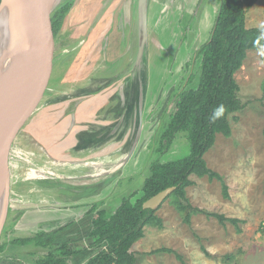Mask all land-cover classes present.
<instances>
[{"label": "rangeland", "instance_id": "obj_1", "mask_svg": "<svg viewBox=\"0 0 264 264\" xmlns=\"http://www.w3.org/2000/svg\"><path fill=\"white\" fill-rule=\"evenodd\" d=\"M217 2L214 0V2H208L206 5L205 3L202 4L196 16L187 17L186 15L189 13L187 11L184 19L177 17L176 27L172 26L171 30H174V35L170 30H154L150 26V36L143 55L144 62L138 64L135 62L139 40L138 22H135L133 27L128 25V29L120 30L119 39L123 31H125L123 34L125 39L122 40L120 48L118 41L117 50H115L116 45L111 47V56L108 59L113 61L120 52L123 53L126 57L123 63L122 61L120 63L121 71L115 76L113 75L117 70L113 71L112 77L108 76L109 72L107 71L100 73L99 70L103 69L100 68V62L96 73L101 76L96 74V85L89 82V79L82 78L90 73L83 70L73 79V83L58 85L59 80L61 81V75L54 81H50V87H48L50 95H47L46 99L41 97L36 99L34 96L33 102H31L34 103V106L30 116L27 120H21L22 122L19 123L11 137L8 155L11 186L33 181L49 188L51 187L49 186L50 183L62 180V177L59 178L60 174H57V170L63 169V166L58 165L57 155L47 150L45 141L41 147L39 139L41 133L49 135L53 133L72 134L74 129L84 127L80 124L72 126L74 122L72 115L74 108L72 107L78 99L81 100L85 96L81 90L84 88L83 86L92 85L90 91L97 92L98 95L103 91L110 92L112 90L111 99L113 102L115 98L117 100L113 106L111 118L106 117L105 119L110 122L107 126L105 125V128L97 122L96 125L88 123L85 127L86 131L80 132V135H85L77 137V140H81L80 144L83 148L80 149V152L83 153V157H86L93 155L95 145L99 149L103 148V150L111 145L113 155L120 154L124 158H121L119 167L113 168L116 166H112L109 175L111 176L112 189L103 191L104 199L98 200V197L93 195L88 197L82 192L83 194L77 202H84L82 207L73 211L74 213L81 215L85 211L87 212L92 204L99 202H102V209L107 210V213H112L124 197L129 196L134 191H140L144 180L149 175V165L153 160L164 163L187 156L189 154V142L184 132L178 133L170 148L162 154L154 152L150 146L152 137L157 138L159 131L165 126L167 114L174 105L175 95L185 89H194L198 85L200 56L197 50L200 45L208 40L212 21L204 28L196 29V27L202 17L212 19V15L215 14L213 15L215 20L219 7H216L218 8L216 13H209L208 15H205L203 10L212 9ZM129 4L131 5V3ZM124 16L127 17L126 13ZM137 19L138 17L135 18V20ZM135 20L133 19V21ZM245 23L246 28L264 25V0H257L256 4L247 10ZM158 35L160 36L159 42ZM63 46L66 47L67 44ZM86 65L91 68L94 63L91 62V65ZM114 68H119V65H115ZM189 76H191L190 80ZM234 78L239 87L236 96L240 100L242 109L229 116L230 137L225 138L222 135H217L213 147L204 155L208 168L223 177L228 186L229 199L222 197L218 181H209L206 177L198 178L195 175L190 176L193 185L186 188V197L193 208L242 220L243 223L238 225L241 233H237L232 224L227 222L221 225L216 219L208 218L204 214H193L191 224L188 226L183 223L181 215L173 208L171 201L166 199L159 209L155 210L156 215L162 219L163 228L144 227L143 237L131 248V252L137 259V264H180L172 254L148 255L150 251L162 247L170 248L181 254L186 264H264V137L262 133L264 128V45L257 50L247 52L246 59L240 70L235 73ZM100 81L101 83L98 84ZM64 87L70 91L62 94L57 93ZM92 94H88L86 97L88 98ZM124 95H127V97L125 96L126 99ZM140 103L142 109L138 112ZM45 104L59 105V109L58 111H46L44 109ZM129 104L135 106L136 109L133 110L131 107L130 110ZM120 105L124 106L123 109H125L122 116L117 114ZM104 110L108 111L109 109L106 107ZM126 113H128L127 124L125 123L122 130L117 131L116 123H124ZM105 115L108 114H103V110H101L97 115L99 121L104 120ZM45 117H48L55 125H41L40 121ZM131 121L138 124L133 126L134 129L131 127ZM62 123L64 125L59 126ZM58 127H60V131H55ZM99 134H103L102 136L106 139H99ZM93 135L97 136L92 137ZM127 135L128 140H126ZM52 136L53 138L56 137L55 134ZM72 143V141L67 142V144ZM156 146L153 144V149H156ZM73 152V149L65 151L66 154H77L76 151ZM66 154L59 150L61 163H63V158H70L65 156ZM82 166L86 171H90V165L87 166L88 169L85 164ZM50 168L54 170L50 171ZM100 172L94 175L91 173L90 176H95L97 180L107 176V172L104 174L102 171ZM117 179L121 180L114 183ZM84 181L86 180L84 179ZM101 185L107 188L109 185L107 177L102 179ZM23 190L20 192H25ZM39 194L41 196L45 192L42 193V190H37V197ZM49 195L48 208L43 204V201L40 204L39 202L33 203L35 214L44 216L46 211L54 212L57 205L53 202L57 201L55 199L57 195L54 190ZM12 202L13 200L10 199V203ZM10 203L9 205H11ZM27 206L29 207L28 204L24 207ZM46 216H49L48 221H51L52 225L29 224L28 228L30 226L37 228L33 234L52 230L60 222H63V216H56L55 213H48ZM15 220L16 217L13 218L12 214L8 216L7 213L5 226H3L0 235V245L9 242L12 237L22 236L18 230L14 231L17 225L14 224ZM81 223V226L85 224V222ZM30 230L32 228L28 229L27 232L30 233ZM69 232L71 231L69 230ZM64 234L63 232L57 234V242H66L63 239H67L68 235L63 238ZM57 242L55 241L54 244ZM84 243L82 236H78L77 242L71 246L81 251L84 249ZM201 246L207 250L209 256L203 254L200 249ZM93 249L84 250L75 255L71 264H77L90 258L94 254ZM5 253L6 256H4ZM38 256L40 255L34 254L32 256L29 252L15 258L9 255L7 249L0 254V257H6L2 260L3 264L12 260L15 264H34V260Z\"/></svg>", "mask_w": 264, "mask_h": 264}, {"label": "trees", "instance_id": "obj_2", "mask_svg": "<svg viewBox=\"0 0 264 264\" xmlns=\"http://www.w3.org/2000/svg\"><path fill=\"white\" fill-rule=\"evenodd\" d=\"M257 0H219V9L208 40L197 53L200 56V76L194 89L180 91L174 97L172 110L167 114L165 126L159 131L158 140L152 137L151 148L154 152L168 150L176 135L186 133L189 142V154L181 159L168 162L153 160L149 165V175L140 191H134L124 197L112 213L101 208L102 202L92 204L87 214H92L91 229L87 235V248H101L84 264H137L131 252L133 245L144 235L146 226L163 228V222L156 211L142 208V204L169 187L174 191L167 197L173 208L181 215L186 225L191 224L193 214H204L218 223L232 224L237 233H241L242 220L226 217L224 214L193 208L186 197V188L193 185L191 175L206 177L209 181L220 183L222 197L229 199L228 186L223 177L209 169L204 155L213 147L217 135L225 138L231 135L229 116L240 111L242 105L236 96L239 87L234 75L243 65L247 52L264 45V25L246 28V12ZM73 5V0H62L51 13L45 30L47 35L58 38L63 20ZM41 36V32L39 33ZM191 77L189 78V80ZM222 106V111L214 115ZM264 137V128H263ZM156 144V149H153ZM68 225L40 231L26 238H13L0 245L2 253L7 245H33L45 251L35 258V264H67L70 257L80 251L69 242L55 243L56 235ZM205 256L209 253L200 247ZM172 254L186 264L183 256L170 248H158L153 254Z\"/></svg>", "mask_w": 264, "mask_h": 264}, {"label": "crops", "instance_id": "obj_3", "mask_svg": "<svg viewBox=\"0 0 264 264\" xmlns=\"http://www.w3.org/2000/svg\"><path fill=\"white\" fill-rule=\"evenodd\" d=\"M217 1H218L217 4L212 9L210 10L204 9L203 13L205 15H208L209 13H216L218 9L216 7H219V0ZM208 2H214V0H147L148 27L150 29L151 26V29L153 28L154 30L156 29L166 30V31L170 30V32L173 33L174 30L173 31L171 30H172V26H174V28L176 27L175 25L177 24V19H176L177 17H180V19H184L185 13H187V11L190 13V14L187 13L186 15L187 17L189 16L191 17L193 15L196 16L200 6H202V4L204 3L206 5V3ZM129 3H131V5ZM117 7L118 9H116ZM123 11L124 13H126V15L130 16L129 21L132 19V16L133 19H135L137 17L136 16L137 0H75L71 10L69 11V13L67 14V16L63 21L60 35L58 38V41L60 42V46L62 48H67L68 51H72V52L69 55H67L64 54L66 51L61 49L60 54L56 56V59L53 63V68H56V72L54 75L55 79L60 77L61 75L60 77L61 81L59 80L58 85H67L69 82L73 83L74 82L73 79H75V77H77L82 70L93 73V74L87 73L88 75L86 77H82L83 79L84 78L89 79V77L91 76L93 77L96 76L97 74L96 70L97 68H99V63L100 62L102 63L104 61L103 58L104 53L101 51L105 49L106 46H110L111 48L112 46H115L117 44L118 39L116 40L114 38L110 40L109 44L107 43L109 40L108 39L109 32L112 30L113 14L115 13L119 16L118 18L120 22L118 24L122 29V26L124 25L122 24V20H121V15L123 16L122 14ZM213 15H212V19L202 17L201 21H198V26L196 27V29L204 28L205 25L208 26L211 21H212V26H211L212 29L214 23ZM136 21L137 20H135V22ZM126 28L128 29V27ZM159 38L160 36L158 35L157 37L158 42H159ZM65 44H67L66 47L63 46ZM77 47L79 48L77 49ZM74 49H76V51H74ZM91 62L94 63V66L91 65ZM86 64L91 65V68H89ZM102 70L103 69H100L99 72H101ZM112 72L113 71L111 70L109 74L111 73L112 75ZM69 91L70 89L64 87L63 89L59 90L57 93L62 94V93H67ZM111 92L112 90L106 93L108 98L106 97L99 98L97 95L95 101L93 102L89 101L87 102L86 105H80L79 107L80 113L83 114V112L86 111V115L84 116H87L89 118V121L93 120L94 125H96L97 122L98 124L104 126L105 128V125L107 126L110 123L107 122L105 119L106 117L108 119L111 118L112 109L113 106H115V101L117 100V98H115L113 102V100L111 99L112 95H110ZM156 92L157 90L155 91V93ZM48 95H50V93ZM125 96L127 97V95H124V98ZM106 107H108L109 109L108 111L104 110V108ZM123 107L121 105L118 106L117 114H120L122 116L125 113V109H123ZM129 107L130 110L131 107L133 110L136 109V107L131 106V104H129ZM44 109L46 111H50V110L58 111L59 105L56 106V105L47 104L46 106H44ZM140 109H142L141 103L138 106V112H140ZM101 110H103V114L107 113L108 115L107 116L105 115L104 120L99 121L97 115L99 114V112H101ZM125 117L126 118L124 123L122 122L116 123L117 131L122 130L125 123L127 124L128 113H126ZM102 121L105 122L103 123ZM40 122L41 125H47V126L54 124L52 121L48 119V117L42 118ZM136 124H137L136 122L131 121L132 129L135 128V127L133 128V126H135ZM63 125L64 123H62L59 126H63ZM55 131H60V127L55 129ZM53 134H55L56 136L54 137L55 139L52 136ZM53 134L49 135L46 133L45 134L41 133V137L39 140L41 143V147H42V143L45 141L47 150H50L52 153L56 154L54 143L60 142L61 134L58 133H53ZM102 135L103 134H99L98 138L99 139L101 138V140L106 139ZM95 136L97 135H93L92 137ZM65 140L64 139L61 140L62 141L61 144L64 147L66 145H69L67 144V142L71 141L69 139H65ZM126 140H128V135L126 137ZM80 143L81 140H78L76 147L77 154H73V155H77L75 158L74 157H70L66 159L63 158L62 161L63 163H61L59 153L56 154L57 155L56 159L59 161V164H62L63 166L62 170L57 171V174H60L59 178L62 177L61 178L62 180L56 182L54 181L53 183H50L49 186H51V188L56 191L57 201L58 204H60L59 207L56 209L57 211L54 212L46 211L44 216L39 215L38 213L35 214L33 203L39 202L40 204L43 201V204H45V206L48 208V197L44 195L40 196V194L39 197H37L36 195V191L37 190L41 191L45 187V185H39L38 183L33 181H27L29 183L22 182L21 184L18 185L13 184V186H11L10 184V199L13 200V202L10 203L11 205H9L8 216H11L12 214L13 218L16 217L14 224L17 225L15 226L14 231L18 230L19 233L22 234V236L12 237V238H26L32 236L30 234H33L37 228H34V226H30L28 228L29 224L42 223L44 225H48V224L52 225V222L48 221L49 216H46V214L55 213L56 216H63V220H62L63 222H60V224L56 226V228L68 225V227H66L62 231L63 233H65L63 235V238L65 235H68L67 239H63L64 241L69 242L70 244H74L75 242H77L78 236L80 237L82 236V238L85 241L84 249L81 250L79 253H81L84 250L93 249V248H87L88 244L86 241L87 235L91 229L92 214L87 215L85 211V213L79 215V213H74L73 211L77 208L82 207V203L84 201L82 202H77V201L79 200L80 196L83 193L86 194V196L88 197H90L91 195L95 196L96 198L98 197V200L104 199L105 196H102V194H104L103 191L105 189L106 190L109 189V191L112 189L111 188L112 182L110 180L111 176H109L111 174L112 166L113 165L116 166L113 168L119 167L121 165V164L119 165L121 158L124 157L123 155L121 156L120 154L113 155L112 153L113 150L111 148V145H108L106 150H103V148L99 149V147L97 148V146L95 145L93 148L94 151L93 155H89V156L87 155L86 157H83V153L80 152V149H83L81 148L82 146ZM57 151H59V149ZM83 164L86 165L87 169H88L87 166L90 165L89 168L90 171H86L85 168L82 166ZM100 171H102V174L107 172L106 177L107 180L109 181V185L107 186V188L101 185L102 179L103 178L106 179V177H102L101 179L97 180L95 176L94 177L90 176L91 173L94 175L97 173H101ZM84 179L86 181H84ZM121 179L115 180L114 183H117V181H120ZM21 190L25 192L21 193L20 192ZM86 203L88 204V201H86ZM27 204L29 205V207L27 206L25 208L24 206ZM81 222H85V224L81 226L82 224ZM31 228H32V230H30L31 232L30 233L27 232L28 229ZM50 228L52 229V226ZM69 230L71 232H69ZM55 241L57 242V240ZM6 249L8 250L9 255L14 256L15 258L16 257L18 258L22 254H26L29 252H31L32 256H34V254L41 255L43 253L41 250L45 251L44 249L36 248L33 245H26V246L7 245L5 247V250ZM100 249H101L100 247L94 248L93 255H95ZM93 255H91V257ZM4 256H6V253ZM74 256L75 255L70 257L67 264L72 263ZM4 258L6 257H3L2 260ZM87 260H83L81 262H78L77 264H84ZM1 264H3L2 261Z\"/></svg>", "mask_w": 264, "mask_h": 264}, {"label": "water", "instance_id": "obj_4", "mask_svg": "<svg viewBox=\"0 0 264 264\" xmlns=\"http://www.w3.org/2000/svg\"><path fill=\"white\" fill-rule=\"evenodd\" d=\"M61 1L0 0V235L10 203L11 137L30 116L34 96L43 98L53 76L55 44L45 25ZM137 17L136 64L143 61L147 43V0H137ZM174 189L158 192L142 208L159 209Z\"/></svg>", "mask_w": 264, "mask_h": 264}, {"label": "flooded vegetation", "instance_id": "obj_5", "mask_svg": "<svg viewBox=\"0 0 264 264\" xmlns=\"http://www.w3.org/2000/svg\"><path fill=\"white\" fill-rule=\"evenodd\" d=\"M74 2H75V0H73V4H74ZM73 6V5H72ZM72 8V7H71ZM116 9H118V7L116 8ZM71 10V9H70ZM69 10V11H70ZM69 13V12H68ZM122 14H123V16L121 15V20H122V24H124L123 26H122V29H121V27H120V25L118 24L119 22H120V20H119V16L117 15V14H113V21H112V30L109 32V35H108V44L110 43V40L111 39H118L117 40V44H116V47H115V50H117L118 48H117V45H118V41H119V48L121 47V43H122V40L123 39H125L124 37L125 36H123V34H124V32L125 31H123L122 32V34H121V37H120V39H119V35H118V33L120 32V30H125V28L126 27H128V25L130 26V27H133V24H135V21H133V16H132V19L129 21V17L130 16H128V15H126L127 17H125L124 16V11L122 12ZM67 16V15H66ZM65 16V17H66ZM65 19V18H64ZM135 20V19H134ZM64 21V20H63ZM130 22V23H129ZM136 22H138V19H137V21ZM63 24V23H62ZM62 28V27H61ZM127 29V28H126ZM61 31V30H60ZM137 31H138V23H137ZM149 33H150V31H149V27H148V13H147V34H148V36H147V40H149ZM139 34V33H138ZM59 35H60V33H59ZM58 38H59V36H58ZM58 38H56V39H54V44H55V53H54V59H53V61H55V59H56V56H58L59 54H60V52H61V49L62 50H65L66 52L64 53V54H67V55H69L72 51H68L67 50V48H62L61 46H60V42L58 41ZM59 46V47H58ZM201 46V45H200ZM79 47H77V49H78ZM109 48H110V46H106V48L105 49H103L101 52H103L104 53V56H103V58H104V61L101 63V68H103V70L100 72V73H102V72H111V70L112 71H116L115 73H114V75L113 76H115L116 75V73H118L119 71H121V65H120V63H121V61H122V63H123V61H124V58L126 57V56H124V54L123 53H121L120 52V54H119V56H115L116 58L115 59H113V61L112 60H109L108 58H110V56H111V54H110V52L112 51L111 50V48H110V50H109ZM199 49V48H198ZM74 51H76V49H74ZM198 51V50H197ZM125 53H126V51H125ZM114 64V65H113ZM119 65V68H114L113 69V67L115 66V65ZM122 68H123V66H122ZM53 69V72L55 71L56 72V68H52ZM55 72L53 73V76L50 78V81H54L55 80ZM97 76H101L100 74H97ZM97 76H91V77H89V82H91V83H93L94 85H96V78H97ZM108 76H111L112 77V75H111V73L108 75ZM191 76H189V78H190ZM50 83V82H49ZM101 83V81L98 83V84H100ZM48 87H49V85H48ZM84 88H82L81 90H82V92L84 93L83 95H85L81 100L80 99H78V101L76 102V103H74L75 105H73V107L72 108H74V110H73V116H74V122L72 123V126H76V125H78V124H80V125H83L84 127V129L82 128V129H74L73 130V133L72 134H70V133H67V134H61V137H60V142H56V143H54L55 144V151H56V154L57 153H59V151H57L58 149L60 150V152H64V154H66L65 153V151L66 150H69V149H73V151H76V147H77V142H78V140H77V137H79V136H85V135H80V132H82V131H86V126L88 125V123H90V124H93V120H90L89 121V118L87 117V116H84V115H86V111H84L83 112V114H81L80 113V105H86L87 104V102H89V101H91V102H93V101H95L96 99V96L99 94H96L97 92H91L90 91V89L92 88V85H90L89 87H87V86H83ZM50 93V90L47 88V90H46V92H45V95L43 96V98H45L46 99V97H47V95ZM93 93V94H92ZM106 93H108V92H102L100 95H98V97L99 98H108L107 97V94ZM88 94H92L90 97H86V95H88ZM44 99V100H45ZM108 100V99H107ZM43 102V101H42ZM42 102H40V103H42ZM46 105V104H45ZM41 107H42V104H41ZM87 108H88V106H87ZM87 115H88V113H87ZM87 117V118H86ZM78 119H81V120H78ZM84 131V132H85ZM65 140V139H69V140H71L73 143L72 144H69V145H66L65 147L61 144L62 143V141L61 140ZM64 147V148H63ZM77 152V151H76ZM75 154V153H74ZM65 156H68V157H76L77 155H73V154H70V153H67ZM58 165H61L62 166V164H59L58 163ZM57 168V167H56ZM55 168V169H56ZM50 171H53L54 169H49ZM59 170H61V169H59ZM58 171V170H57ZM27 183H29V182H27ZM37 183V182H36ZM52 190H54V189H52L51 187L50 188H48L47 189V187H44L43 189H42V193H44L45 192V194H43L44 196H47L48 197V199L50 200V195H49V193L52 191ZM55 191V190H54ZM56 192V191H55ZM55 199L57 200V197H55ZM53 203H55L57 206H55V208H54V211H57L56 209L59 207V204H58V201H54ZM49 205V204H48ZM89 210V209H88ZM8 212H9V209H8ZM86 214H87V212H86ZM88 215V214H87ZM90 215V214H89ZM57 229V228H56ZM54 230V229H53ZM5 250V249H4ZM4 252V251H3ZM2 252V253H3ZM1 254V253H0ZM1 261H2V257H0V264H1ZM7 264H14L12 261L10 262V261H8V263Z\"/></svg>", "mask_w": 264, "mask_h": 264}, {"label": "clouds", "instance_id": "obj_6", "mask_svg": "<svg viewBox=\"0 0 264 264\" xmlns=\"http://www.w3.org/2000/svg\"><path fill=\"white\" fill-rule=\"evenodd\" d=\"M220 111H222V106H221L220 109H217V110L215 111L214 115H218Z\"/></svg>", "mask_w": 264, "mask_h": 264}]
</instances>
